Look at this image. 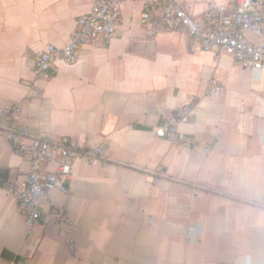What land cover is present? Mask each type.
Masks as SVG:
<instances>
[{
  "label": "crops",
  "instance_id": "obj_1",
  "mask_svg": "<svg viewBox=\"0 0 264 264\" xmlns=\"http://www.w3.org/2000/svg\"><path fill=\"white\" fill-rule=\"evenodd\" d=\"M152 1L125 0L116 37L44 79L33 71L37 55L67 45L92 0H0V127L17 106L32 134L104 146L110 161L79 160L69 192L53 194L75 224L72 250L48 204L29 229L7 190L24 183L29 162L0 135V264H264V74L203 51L155 13L143 24ZM174 1L193 16L233 2ZM212 83L219 93L209 94ZM191 100L196 111L181 130L194 146L158 138ZM159 166L165 178L154 183L148 172Z\"/></svg>",
  "mask_w": 264,
  "mask_h": 264
},
{
  "label": "built area",
  "instance_id": "obj_2",
  "mask_svg": "<svg viewBox=\"0 0 264 264\" xmlns=\"http://www.w3.org/2000/svg\"><path fill=\"white\" fill-rule=\"evenodd\" d=\"M124 1L92 0L91 10L78 18L69 43L61 48L49 45L37 55L33 67L35 76L49 79L58 62L72 65L80 59L84 48L107 43L116 37L122 24ZM154 13L169 30L185 27L192 43L200 45L203 51L230 55L239 66L264 74V0H233L230 6L211 4L200 16L191 15L174 0H154L145 5L142 23H149ZM250 35H258L261 40L255 41ZM220 91L218 84L212 83L209 87L210 95ZM196 107L194 100H191L176 109L156 128V136L172 145L192 148L195 140L183 132L181 126L190 122ZM19 113L17 106L5 111L10 122L0 127V135L6 136L16 156L28 159L30 168L21 186L11 184L7 190L16 199L29 229L43 219L44 205H50V216L66 226L64 237L67 245L74 250L75 224L65 209L53 207V194L69 192L74 168L79 160L89 165H109L107 149L98 146L83 150L69 137L48 139L34 135L29 127L17 123L15 117ZM218 141L219 137L208 141L204 153L208 154ZM148 174L154 183L165 178L161 166Z\"/></svg>",
  "mask_w": 264,
  "mask_h": 264
}]
</instances>
